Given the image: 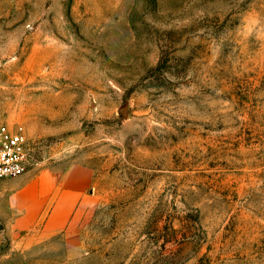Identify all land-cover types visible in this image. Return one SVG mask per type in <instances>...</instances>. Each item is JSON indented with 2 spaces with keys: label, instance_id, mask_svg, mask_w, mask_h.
Wrapping results in <instances>:
<instances>
[{
  "label": "rangeland",
  "instance_id": "obj_1",
  "mask_svg": "<svg viewBox=\"0 0 264 264\" xmlns=\"http://www.w3.org/2000/svg\"><path fill=\"white\" fill-rule=\"evenodd\" d=\"M0 264H264V0H0Z\"/></svg>",
  "mask_w": 264,
  "mask_h": 264
},
{
  "label": "built area",
  "instance_id": "obj_2",
  "mask_svg": "<svg viewBox=\"0 0 264 264\" xmlns=\"http://www.w3.org/2000/svg\"><path fill=\"white\" fill-rule=\"evenodd\" d=\"M29 139L0 120V188L9 179L27 174L33 167Z\"/></svg>",
  "mask_w": 264,
  "mask_h": 264
},
{
  "label": "crops",
  "instance_id": "obj_3",
  "mask_svg": "<svg viewBox=\"0 0 264 264\" xmlns=\"http://www.w3.org/2000/svg\"><path fill=\"white\" fill-rule=\"evenodd\" d=\"M5 184V183H4Z\"/></svg>",
  "mask_w": 264,
  "mask_h": 264
}]
</instances>
